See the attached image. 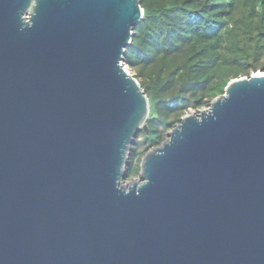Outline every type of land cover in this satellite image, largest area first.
<instances>
[{"label": "water", "instance_id": "1", "mask_svg": "<svg viewBox=\"0 0 264 264\" xmlns=\"http://www.w3.org/2000/svg\"><path fill=\"white\" fill-rule=\"evenodd\" d=\"M141 0H0V264H264V72L185 114L126 182L151 102Z\"/></svg>", "mask_w": 264, "mask_h": 264}, {"label": "trees", "instance_id": "2", "mask_svg": "<svg viewBox=\"0 0 264 264\" xmlns=\"http://www.w3.org/2000/svg\"><path fill=\"white\" fill-rule=\"evenodd\" d=\"M124 63L151 102L147 131L131 148L126 181L191 112L209 107L236 78L264 72V0H141Z\"/></svg>", "mask_w": 264, "mask_h": 264}, {"label": "rangeland", "instance_id": "3", "mask_svg": "<svg viewBox=\"0 0 264 264\" xmlns=\"http://www.w3.org/2000/svg\"><path fill=\"white\" fill-rule=\"evenodd\" d=\"M127 183L130 182V181H126Z\"/></svg>", "mask_w": 264, "mask_h": 264}]
</instances>
